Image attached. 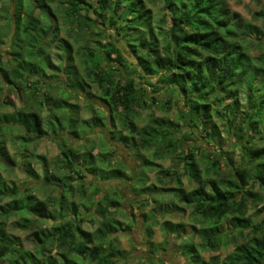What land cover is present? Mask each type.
<instances>
[{
	"label": "trees",
	"instance_id": "trees-1",
	"mask_svg": "<svg viewBox=\"0 0 264 264\" xmlns=\"http://www.w3.org/2000/svg\"><path fill=\"white\" fill-rule=\"evenodd\" d=\"M161 1L163 15L157 21L146 0L60 1L66 13L65 22L70 24L64 37L60 35V25L51 17L58 18L51 4L53 0L18 1L13 34L23 27L28 32L38 29L43 25V14L50 21L43 39L45 43H40L37 53L47 56L53 81L67 82L69 77H60L68 71L70 74L79 72L80 61L86 79L77 84V89H84L78 92L91 95V89L96 88L98 94L94 99L87 95L83 97L93 113L88 119L81 117L80 100L66 102L77 117L71 116L69 128L62 131L68 135L58 141L61 152L55 171L47 167L45 154H36L33 144L50 133H62L51 132V125L48 128L44 125L46 118L59 121V116L54 117L52 112L45 116L44 111L33 110L31 103L19 123L23 133L12 129L8 137L5 133L0 136V264H118L120 258H125L126 250L120 247L118 237V233L126 231L123 222L117 218L121 191L114 189L103 193L100 185L91 178L81 181L91 172L100 171V163L105 162V147H115L108 139L107 143L99 145L104 152H94L98 144L91 145L86 152L74 146V141L83 139L78 124L84 122L92 130L104 127L107 125L105 112H109V121L119 118L129 135L139 136L130 144L131 136L115 131L119 136H111L113 140L122 142L129 150L138 146L140 150L152 151L148 157L139 155L142 160L139 168L149 165L150 171L158 174V182L164 185L163 191L158 193L154 184H147L150 176L145 170L141 171L144 182L138 186L132 183L134 171L127 173L125 166L113 167L112 164L103 169L100 173L103 180L99 178V181L124 183L128 180L134 189L138 187L136 195L148 196L147 202L140 200L141 208L132 205L133 215L135 209H140L146 222L157 224L158 209L162 208L163 198L168 196L172 212L190 209L193 219L201 225L197 230L201 243H195L191 237L184 238V244L180 245L188 251V264H264V8L252 12L251 18L247 19L233 10L226 0ZM35 9L39 10L40 16L35 15ZM84 10H92L95 18ZM117 36L128 47L133 61L117 44ZM107 38L108 41H104ZM90 42H96L97 46L89 45ZM54 45L57 51L49 52ZM53 53L59 62L51 56ZM78 53L87 58H77ZM127 62L136 64L135 70L128 72ZM12 70H4L6 83L1 89L7 85L8 91L22 96L27 85L18 75L10 76ZM47 73L44 71L43 75ZM31 77L25 75L26 82H33ZM260 77L262 79L258 81ZM137 79L140 82L137 83ZM162 90H167L169 96L160 107L170 109L174 97L172 91L177 92L176 101H182L185 106L179 120L192 128L194 134L197 129L205 131L209 137L203 136L202 142L212 143L213 150L197 145L191 146L189 152L184 145L185 141L193 139L192 136L183 131L180 135V131H175L178 123L174 127L172 120L156 117L154 112L148 114L144 126H138L139 111L158 107ZM34 96L32 93L28 100L33 102ZM92 100L100 104H94ZM10 106L17 108L9 96L3 98L0 94V114L3 107ZM99 106L103 112L97 110ZM214 109L226 125L230 143L218 141L222 134L213 115ZM240 115L242 118L238 121ZM0 125L2 129L3 124ZM12 125L17 127L15 123ZM106 127L109 128V122ZM11 137L18 140L19 147H24L19 162L8 158L11 155L7 142ZM236 152L239 160L235 161ZM76 155L82 157L81 165L75 162ZM158 159L173 160L176 169L165 168ZM36 161L44 165L42 172L35 168ZM15 165L21 166L28 178L23 188L8 182L1 171ZM185 174L193 185L191 189L184 186L182 178ZM75 177L79 181L74 186ZM51 186L59 190V196L47 195ZM157 193L163 198L154 199L152 196ZM85 200L90 202L86 214L79 213L78 208ZM68 201L72 202L74 212L67 215L64 204ZM158 201V207L152 205ZM180 203L185 206L180 207ZM252 207L254 212H250ZM162 209L166 212L165 207ZM17 214H22L18 226L30 230L26 239L34 244L32 249L25 246L20 235L8 230V220ZM87 214L92 215L88 218ZM98 216L100 219H96ZM88 219L98 222L94 231L84 228ZM50 220L53 223L49 224ZM224 221H229L230 228L222 230ZM161 223L168 236L176 234L179 237L186 227L185 223L170 219ZM102 225L106 226L105 230ZM146 229L151 237L153 227L148 225ZM228 246H233V250L224 258L217 255L205 259L198 249L218 251Z\"/></svg>",
	"mask_w": 264,
	"mask_h": 264
},
{
	"label": "rangeland",
	"instance_id": "rangeland-1",
	"mask_svg": "<svg viewBox=\"0 0 264 264\" xmlns=\"http://www.w3.org/2000/svg\"><path fill=\"white\" fill-rule=\"evenodd\" d=\"M19 0H0V94L3 98H6L7 96L10 97V100L13 101L17 108L14 109V107H3V110L0 114V124H3L2 129H0V133L2 136V133H5L7 137L9 134L12 133V129H15L17 132H22V129H20L19 123L22 122L24 119L23 116H25L26 112L29 111L31 108V103L34 106L33 110L35 111H44L43 114L46 116L47 113L52 112L54 117H60V120L57 121V119H48L46 118L44 120V125L46 128L50 127L51 125V132L54 130H58L60 132L63 131L64 128H69V125L71 124V116L74 118L77 117V115L73 114V111L70 106L66 104L67 101H75V99L80 100L81 104V117L84 119H88L92 116V112L90 108L88 109V103L85 102V99L83 97L87 95L88 98L94 99V96L98 93V89L94 88L91 89L92 94L88 95L87 93H81L78 92L79 90L84 89H77L76 86L79 84L80 81H82L85 77V68L83 70L82 63L79 61L78 63V70L75 71V73L70 74L69 71L67 72V75H62L60 79H63L64 76L69 77L66 81H62L58 84V82L53 81V78L51 77L50 73V67H49V60L47 56H39L37 53V49L40 45V43L43 42V39L45 35L47 34L48 25H50V21L45 14L42 15L43 19V25L39 27L38 29H35L32 32L25 31L26 29L23 27L21 30L16 29L15 33L13 34L15 30V17L14 13L16 10V7L18 5ZM60 1L66 2V0H53L51 3L53 6V10L57 13V17H54L51 15L52 20L54 23H57L60 25V35L62 37L66 36L67 29H69V23L65 22V9L61 7ZM228 5L235 11H238L241 13V15L247 19L251 18V13L260 10L264 8V0H226ZM24 2L30 3V0H24ZM147 6L152 8L153 10V17L154 20L157 21L162 15V6L163 3L161 0H146ZM66 6L67 3H64ZM27 8H29L27 6ZM87 15L95 18V13L91 11H83ZM35 15L40 16V12L38 9H35ZM4 16V17H2ZM11 19L9 20V18ZM167 18H170V13H168ZM13 19V20H12ZM57 19V20H56ZM12 20V21H11ZM27 21V19H24V21ZM110 33H113L110 29ZM51 35L49 36V38ZM117 44L120 45L123 50L125 51L126 55L128 56L129 60H134L133 56L128 50V47L124 44L122 40L119 39L117 36ZM108 41L107 39H104V41ZM89 45L97 46L96 42H90ZM76 46V45H75ZM57 51L55 48V45L49 49V52L51 51ZM52 51V52H53ZM257 53V52H256ZM82 53L77 54V58H81ZM51 56L54 57V60L59 62L58 58L55 57L56 54L53 53ZM87 58V57H82ZM11 60V64H9V61ZM126 69H128V72H131L135 70L137 65L131 64L129 62L126 63ZM13 68L12 74L10 75L13 78H15V75H18L19 79L26 83L27 88H24L26 92L22 91V96L20 94L18 95L15 91H8L9 87L6 85L4 86L5 89H1L2 84L5 85L6 83V76L4 74V70H9ZM68 70H71V68H68ZM44 71H48L49 73L43 75ZM71 72V71H70ZM33 79V82H26L25 75ZM63 74V72H62ZM70 74V76H69ZM41 76V77H40ZM87 76V75H86ZM135 76V75H133ZM38 80L37 81V79ZM12 78V79H13ZM56 78V77H54ZM88 78V77H87ZM262 77L258 79L260 81ZM90 82H93L91 79ZM38 82L40 84L38 85ZM140 82L139 79H137V83ZM94 83V82H93ZM37 89V90H36ZM77 90V91H76ZM88 90V89H86ZM35 94L33 97V102L31 100L29 101V95H32V93ZM45 92L47 95H45ZM78 92V93H77ZM77 93V95H76ZM26 94V95H25ZM173 103L170 109H162L160 107L161 103L163 101H166L168 99L169 93L167 90H162L160 92V103L158 104V107L154 106L153 108L146 109L145 111H139V114L137 116V124L138 126H144L147 121L148 114L150 112H154L156 117H164L172 120L173 126L177 123L179 124L175 128V131H183L187 132L189 136H192V140L185 141V147L190 152L191 146H197V145H203V147L207 150H213L214 147L212 143H203L202 141L205 140L204 138H208L209 135L206 134L205 131L201 129L194 130L196 131V134L193 133V129L186 126V124L179 120V114L182 110L185 109V106L182 101H176L175 97H179L178 93H173ZM82 96V97H81ZM96 99V98H95ZM245 99V98H244ZM94 104H100L98 101L96 103L95 100H92ZM3 103V102H2ZM97 110L104 111L103 108L97 107ZM15 111H14V110ZM13 110V111H12ZM32 110V109H31ZM108 108H105V111H107ZM216 109H214L213 115L214 118L217 121V124L221 130V137L218 139L220 141L219 143H227L229 142L228 138V132L226 125L223 124L222 120L218 118L217 113L215 112ZM12 113V114H9ZM108 113L105 112L104 118L107 125L104 127H99L96 130H92V128L86 127L84 125V122H80L78 124V132L81 134V140L74 141V146L79 148V150H82L83 152L88 151L91 148V145H96L97 151H102V148L99 146L100 143H107L106 139L111 141V143L114 145L115 148L105 147V162L100 163L102 164L100 166V171L91 172V174L86 178L82 179L81 181H86L91 178V180L97 185H100V187L103 189V193L110 192L116 189V191H121V197H119V201L121 202V206L118 209L117 218L121 220L125 226V232L118 233V237L120 239V247L124 250H126V254L124 255L125 258H120L118 264H188V260H186V256L188 257V251L187 249H184L182 246L185 239H190L193 237L195 243L199 244L202 242L201 236L198 234L197 230L201 226L199 223H197L193 214L191 213L190 209H185L184 211H173L172 212V205L170 204V197L163 198L161 194H158L159 192L163 191V186L161 183L158 182V177L156 171H150V166L145 165L143 169L140 170L139 166H142V160L139 159V155L144 156H150L152 151L147 150H140L137 146L135 149L132 147L129 148L125 146L122 142L115 141L112 139L111 136L116 138L118 135L114 133L115 131H121L124 135H129V130L125 129L123 125L121 124V120L117 118L116 120H110L108 118ZM7 115V116H6ZM6 116V117H5ZM58 117V118H59ZM242 118L240 115L238 117V121ZM52 122H51V121ZM109 122V128L108 126ZM15 123L17 127L13 126L12 124ZM89 124V123H85ZM1 126V125H0ZM172 126V127H173ZM201 128V127H200ZM65 130V129H64ZM181 132L180 135L183 133ZM21 133V134H22ZM84 133V134H83ZM118 133V132H117ZM179 134V132H178ZM63 135V136H62ZM67 133H61L60 135H56L54 133H50V135H47L43 139H39L37 141H34V147L36 148V154H45L48 157V163L47 167L50 169H53L55 171V164L56 161L59 159V155L61 152V146L58 144L59 140H62L63 137L67 136ZM131 136V135H129ZM137 138L139 136H136ZM137 138L129 137L128 143L133 144V142L137 141ZM207 140V139H206ZM216 142V141H215ZM126 143V144H128ZM218 143V142H217ZM230 143V142H229ZM7 146L9 149V159L14 158L16 162H19L22 158L21 152H23L24 147H19L18 140H15L14 138L8 139ZM24 145V144H23ZM32 145V146H33ZM106 145V144H103ZM132 146V145H131ZM21 148V149H20ZM29 149H33L30 147ZM28 149V150H29ZM115 150H117V153H115ZM33 151V150H32ZM34 152V151H33ZM104 152V151H102ZM80 153V152H79ZM200 155V153H198ZM79 155V154H78ZM76 155L75 162L79 165H81V162L83 161L82 157ZM78 156V157H77ZM88 161H91V159L87 156H84ZM201 161V156H199ZM8 159V160H9ZM93 160V159H92ZM234 160H239V155L236 152L234 155ZM160 164H162L165 168H171L174 167V161L171 159L161 160L158 159ZM202 165L204 163L201 161ZM113 164V165H112ZM224 164V163H223ZM111 165L114 167L115 165L117 167L121 166L126 168V172L131 174L130 172L134 171L133 174H135V177L132 179V183L137 184L138 186H141L144 182L142 180V173L143 170H145L146 173L149 172L150 176V182H147V184L151 183L154 184L158 190V193L156 195H153L152 197L154 199H162L163 202L162 208L165 207L166 212L163 211V209H158V213L156 215V220H158L157 224H153L152 222H146V217L142 215L141 210L135 209V215L132 214L133 212V206L132 205H140V200H145L144 202H147L146 199L148 196L142 195H136L138 187L134 189L131 186V182L126 180L124 183L116 181V182H103L99 181L102 179L101 171L103 169H108L111 167ZM225 167V166H224ZM35 168L39 172H42L44 169V165L41 162L36 161L35 162ZM176 169V167H174ZM2 173L7 177L8 182H12L16 187L23 188L28 181V178L25 176V174L22 171L21 166L15 165L10 166L7 168L1 169ZM52 171V170H51ZM142 171V173H141ZM141 173V174H140ZM98 178V181L95 179ZM183 183L184 186L188 189H191L193 187L189 176L187 174L183 175ZM103 180V179H102ZM77 177L74 178L73 184L74 186L77 185ZM28 184L32 185V182H28ZM144 186V185H143ZM88 193L90 192V188L87 189ZM48 194L54 196H59V190H57L55 187L51 186L50 189L47 190ZM77 194V192H76ZM104 194L101 195V197ZM141 195V194H140ZM41 197H44V195H40ZM81 195L78 196L80 198ZM77 198V197H76ZM54 199V197H52ZM79 200V199H78ZM90 202L88 200H85L81 206L78 208L79 213H85V209L87 208V205H89ZM151 204V203H150ZM160 201L157 203H152V205L159 206ZM65 206V213L72 214L74 212L73 204L71 201H68ZM185 206L183 203H180V207ZM179 207V210H180ZM141 208V205H140ZM150 207L147 208V210ZM183 208V207H182ZM250 212H254V208L250 209ZM92 214H87V217L90 218ZM22 214H17L12 216L7 223L8 230L14 234L20 235L24 239V244L27 248H33V243L31 241H28L26 239V236H29L30 230L29 229H22L18 226L17 222L20 220V217ZM135 216V217H133ZM96 219H100L98 216ZM165 219H170L173 222H182L186 224V227L181 231V235L178 237L176 234H173L172 236H168L163 229L162 221ZM90 221H87L84 224V228L88 231H94L98 225V222L92 221L91 219H88ZM43 222V221H41ZM40 222V223H41ZM45 224V222H43ZM53 223L52 220L49 221V224ZM150 225L153 227V234L151 237H148L147 235V229L146 227ZM196 226V227H195ZM229 221H224L222 223V230L228 229L229 227ZM102 229L105 230L106 226L102 225ZM102 233V232H101ZM100 233V234H101ZM153 244V245H151ZM199 252L205 259H210L211 257L220 255L222 258H224L228 253H230L233 250V246L228 247H222L218 251H211V250H204L201 247H198Z\"/></svg>",
	"mask_w": 264,
	"mask_h": 264
}]
</instances>
